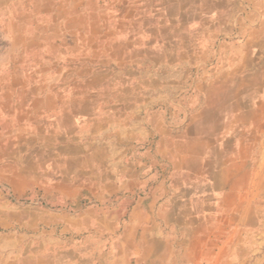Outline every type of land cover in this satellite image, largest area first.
<instances>
[{
    "label": "crops",
    "instance_id": "0c3cea01",
    "mask_svg": "<svg viewBox=\"0 0 264 264\" xmlns=\"http://www.w3.org/2000/svg\"><path fill=\"white\" fill-rule=\"evenodd\" d=\"M0 35V264H264V0H0Z\"/></svg>",
    "mask_w": 264,
    "mask_h": 264
},
{
    "label": "rangeland",
    "instance_id": "374dc122",
    "mask_svg": "<svg viewBox=\"0 0 264 264\" xmlns=\"http://www.w3.org/2000/svg\"><path fill=\"white\" fill-rule=\"evenodd\" d=\"M3 43H4V39L0 35V44H3ZM192 78L195 79L194 77H192ZM189 80H190V78H188L187 80H185L182 83V88H183L182 89L183 90V96L182 97H183V99H181L180 101H177V103L176 104H173L172 106H168L167 109H169V111H168L169 112V115H168V119L169 120H171V118H172V114H171L172 112L171 111H173L176 108L182 109L183 113L185 115H188V112H189V109L188 108L190 107L189 105L191 103V100H189L190 99L189 96L191 94H195L196 91H198V87H199V85H197L195 83H191V82H189ZM172 83L173 84L172 85H169V86H172V87L175 86L174 82H172ZM186 83H188V84H186Z\"/></svg>",
    "mask_w": 264,
    "mask_h": 264
}]
</instances>
